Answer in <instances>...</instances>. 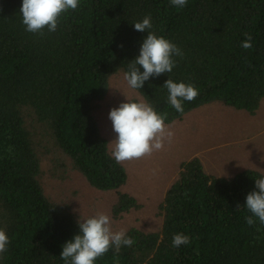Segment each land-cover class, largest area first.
Masks as SVG:
<instances>
[{"label": "trees", "instance_id": "trees-1", "mask_svg": "<svg viewBox=\"0 0 264 264\" xmlns=\"http://www.w3.org/2000/svg\"><path fill=\"white\" fill-rule=\"evenodd\" d=\"M21 6L0 0V228L10 239L0 264H65L60 254L79 233V219L46 196V155L58 154L91 187L114 192L113 217L139 207L121 191L126 170L94 115L108 78L128 71L152 31L183 52L172 72L135 89L167 112L165 123L208 103L254 113L264 99V0H188L183 8L170 0H80L43 36L25 30ZM148 14L152 29L135 30ZM249 33L252 47L244 49ZM167 79L199 90L183 113L168 102ZM259 178L254 169L210 174L197 156L180 161L158 205L159 229L127 228L135 243L111 248L95 264H264V224L245 221L252 215L246 196L258 191ZM177 233L190 243L173 247Z\"/></svg>", "mask_w": 264, "mask_h": 264}, {"label": "rangeland", "instance_id": "rangeland-1", "mask_svg": "<svg viewBox=\"0 0 264 264\" xmlns=\"http://www.w3.org/2000/svg\"><path fill=\"white\" fill-rule=\"evenodd\" d=\"M118 71L108 78V91L94 112L101 136L115 139L109 112L127 98L142 97L131 89ZM127 97V98H126ZM173 131L161 151L138 160L121 163L127 173L121 191L133 196L139 207L113 217L114 192L91 187L84 177L72 169L58 154L46 155L42 162V185L49 200L71 211L77 219L105 212L112 218L113 230L138 227L156 231L161 224L158 205L178 172V164L197 156L204 170L218 176H231L242 169L264 174V99L254 113L221 103H208L185 114L182 119L165 123Z\"/></svg>", "mask_w": 264, "mask_h": 264}, {"label": "clouds", "instance_id": "clouds-1", "mask_svg": "<svg viewBox=\"0 0 264 264\" xmlns=\"http://www.w3.org/2000/svg\"><path fill=\"white\" fill-rule=\"evenodd\" d=\"M188 0H170V3L183 8ZM80 0H22L20 13L25 30L43 36L44 29L55 32L63 13L76 10ZM134 28L139 32L152 29L151 14L142 21L135 22ZM252 35L246 34L242 43L244 49L252 47ZM122 47V45H121ZM183 57L181 49L164 36H157L148 31L140 47L139 55L128 64L124 80L131 89H141L150 77L172 72L177 61L174 57ZM143 68L141 72L140 68ZM168 90V102L178 112L183 113L184 101H193L198 95V88L192 83L174 82L167 79L164 86ZM127 98V97H126ZM167 112H158L153 105L144 99H129L109 112L113 131L116 137L110 143L111 155L117 163L138 160L161 151L165 141L174 136L173 131L165 124ZM254 190L246 196V208L252 214L245 217L247 225L252 226L258 218L264 224V178L255 179ZM240 206L237 205V208ZM79 233L63 245L60 254L65 264H95L96 260L105 255L111 248L117 251L122 246L131 247L135 241L127 235V229L113 230L112 218L105 212L80 219ZM10 239L3 228H0V258L8 251ZM190 237L184 233L174 234L173 247L188 245Z\"/></svg>", "mask_w": 264, "mask_h": 264}]
</instances>
